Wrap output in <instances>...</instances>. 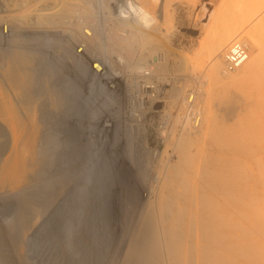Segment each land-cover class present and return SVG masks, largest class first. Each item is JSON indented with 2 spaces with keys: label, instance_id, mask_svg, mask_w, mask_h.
I'll return each instance as SVG.
<instances>
[{
  "label": "bare ground",
  "instance_id": "obj_1",
  "mask_svg": "<svg viewBox=\"0 0 264 264\" xmlns=\"http://www.w3.org/2000/svg\"><path fill=\"white\" fill-rule=\"evenodd\" d=\"M204 2L0 0V264H264V0Z\"/></svg>",
  "mask_w": 264,
  "mask_h": 264
},
{
  "label": "rangeland",
  "instance_id": "obj_2",
  "mask_svg": "<svg viewBox=\"0 0 264 264\" xmlns=\"http://www.w3.org/2000/svg\"><path fill=\"white\" fill-rule=\"evenodd\" d=\"M192 6H193V4L191 2L184 3V5H183L184 9L182 8L183 13L181 12V16H180V20H179L182 28H181V31L179 32V36L177 37V41L175 42L174 49L176 50L175 51L176 53H178V52L183 53L182 55H186L187 53L192 54L193 51L198 50L200 47L201 39H202V34H200L199 31L187 28L189 26L188 19L191 20L196 15L195 12L192 13L193 12ZM203 6L205 7L206 10L208 9L207 10L208 12L210 11V13H214L215 10H217V8L219 9L220 7H222V0H205ZM183 14H184V16H183ZM189 14H191V15L189 16ZM179 55H180V53L176 54L177 57ZM175 60L176 59H173V61H171V63L172 62L174 63ZM174 66H175V63L173 64V67ZM175 67H174V69L171 68L172 70H170L169 72L167 71L169 75L172 72L174 73Z\"/></svg>",
  "mask_w": 264,
  "mask_h": 264
},
{
  "label": "built area",
  "instance_id": "obj_3",
  "mask_svg": "<svg viewBox=\"0 0 264 264\" xmlns=\"http://www.w3.org/2000/svg\"><path fill=\"white\" fill-rule=\"evenodd\" d=\"M248 58L246 45L241 42H234L228 50L227 60L231 67L240 66Z\"/></svg>",
  "mask_w": 264,
  "mask_h": 264
}]
</instances>
